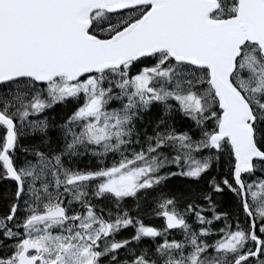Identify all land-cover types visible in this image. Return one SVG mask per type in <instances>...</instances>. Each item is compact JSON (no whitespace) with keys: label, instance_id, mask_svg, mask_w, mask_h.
<instances>
[{"label":"snow or ice","instance_id":"snow-or-ice-1","mask_svg":"<svg viewBox=\"0 0 264 264\" xmlns=\"http://www.w3.org/2000/svg\"><path fill=\"white\" fill-rule=\"evenodd\" d=\"M0 264H264V0H0Z\"/></svg>","mask_w":264,"mask_h":264}]
</instances>
